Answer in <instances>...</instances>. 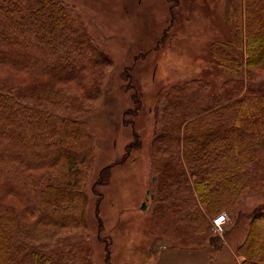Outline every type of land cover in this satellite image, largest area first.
Returning a JSON list of instances; mask_svg holds the SVG:
<instances>
[{"label": "trees", "instance_id": "16d2710c", "mask_svg": "<svg viewBox=\"0 0 264 264\" xmlns=\"http://www.w3.org/2000/svg\"><path fill=\"white\" fill-rule=\"evenodd\" d=\"M75 13L60 0H0V264H92L86 252L48 256L33 247L86 224L95 142L75 115L101 95L110 59ZM233 13L232 37L213 40L211 57L233 76L264 69V0H234ZM162 96L164 123L154 127L155 165L166 168L161 189L170 199L162 216L183 236L169 239L217 249L223 240L208 231L210 219L224 211L237 220L241 200L264 185V77L192 78ZM245 218L235 252L240 264H264V203Z\"/></svg>", "mask_w": 264, "mask_h": 264}, {"label": "rangeland", "instance_id": "374dc122", "mask_svg": "<svg viewBox=\"0 0 264 264\" xmlns=\"http://www.w3.org/2000/svg\"><path fill=\"white\" fill-rule=\"evenodd\" d=\"M60 1L76 12L84 34L110 64L102 67L101 95L87 102L90 110L75 115L86 122L95 142L86 168L85 227L64 230L62 240L33 247L48 256L86 252L92 264H148L153 241L183 237L163 220L170 201L164 200L161 189L166 168L157 173L154 159L159 137L154 127L164 123V90L192 78L212 83L232 77L259 80L264 69H244L233 76L210 55L213 40L232 37L234 0ZM128 144L133 147L126 153ZM106 165L111 166L109 177L98 182ZM261 203L264 185L241 200L240 218L233 220L225 212L222 228H216L212 218L208 231L240 243L248 228L245 217Z\"/></svg>", "mask_w": 264, "mask_h": 264}, {"label": "crops", "instance_id": "0c3cea01", "mask_svg": "<svg viewBox=\"0 0 264 264\" xmlns=\"http://www.w3.org/2000/svg\"><path fill=\"white\" fill-rule=\"evenodd\" d=\"M238 244L223 240L222 245L213 250L210 245L178 246L161 237L151 244V260L148 264H240L243 258L235 252Z\"/></svg>", "mask_w": 264, "mask_h": 264}, {"label": "built area", "instance_id": "2783aa9c", "mask_svg": "<svg viewBox=\"0 0 264 264\" xmlns=\"http://www.w3.org/2000/svg\"><path fill=\"white\" fill-rule=\"evenodd\" d=\"M227 220V215L225 212H220L217 215H215L213 217V224L216 228L221 229L222 228V224L225 223V221Z\"/></svg>", "mask_w": 264, "mask_h": 264}, {"label": "water", "instance_id": "95a60500", "mask_svg": "<svg viewBox=\"0 0 264 264\" xmlns=\"http://www.w3.org/2000/svg\"><path fill=\"white\" fill-rule=\"evenodd\" d=\"M143 207H144V205H143Z\"/></svg>", "mask_w": 264, "mask_h": 264}]
</instances>
